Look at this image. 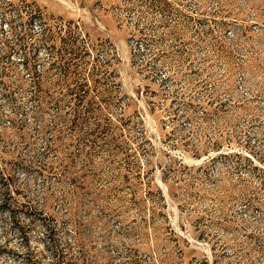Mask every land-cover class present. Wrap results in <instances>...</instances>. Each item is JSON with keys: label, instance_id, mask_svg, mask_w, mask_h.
Instances as JSON below:
<instances>
[{"label": "rangeland", "instance_id": "1", "mask_svg": "<svg viewBox=\"0 0 264 264\" xmlns=\"http://www.w3.org/2000/svg\"><path fill=\"white\" fill-rule=\"evenodd\" d=\"M0 264H264V0H0Z\"/></svg>", "mask_w": 264, "mask_h": 264}]
</instances>
